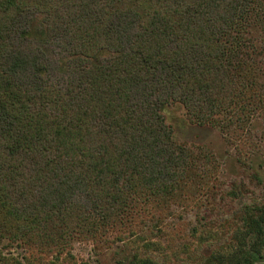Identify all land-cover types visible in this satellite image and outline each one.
I'll return each mask as SVG.
<instances>
[{
    "label": "trees",
    "instance_id": "trees-1",
    "mask_svg": "<svg viewBox=\"0 0 264 264\" xmlns=\"http://www.w3.org/2000/svg\"><path fill=\"white\" fill-rule=\"evenodd\" d=\"M254 3L0 0V246L59 264L76 241L132 234L133 264L177 257L162 230L134 229L201 206L218 164L177 143L164 110L181 104L193 123L252 139L251 119L264 122V81L243 57ZM260 219L254 246L210 264H264Z\"/></svg>",
    "mask_w": 264,
    "mask_h": 264
},
{
    "label": "rangeland",
    "instance_id": "rangeland-1",
    "mask_svg": "<svg viewBox=\"0 0 264 264\" xmlns=\"http://www.w3.org/2000/svg\"><path fill=\"white\" fill-rule=\"evenodd\" d=\"M254 8L243 57L255 62L256 77L264 81V0H255ZM164 115L177 143L200 148L216 158L218 168L213 193L203 198L201 206H175L162 220L146 219L134 229L137 236L162 230L164 243H168L171 236L179 255L167 264H210L214 256L232 255L237 250L254 246L259 239L248 232L250 221L261 220L264 215L263 120L251 119L248 134L252 139L242 145L221 127L193 123L181 104L166 107ZM239 144L242 157L247 161L245 164L238 160ZM153 224L160 229H151ZM158 237L155 240L161 239ZM114 238L112 234L107 240L76 241L71 256L59 264H133L137 246L135 235L119 242ZM257 247L264 255V244L259 243ZM28 256L29 252L20 244L0 246V264H7L3 257H14L22 264H30ZM49 260L55 261V258Z\"/></svg>",
    "mask_w": 264,
    "mask_h": 264
}]
</instances>
